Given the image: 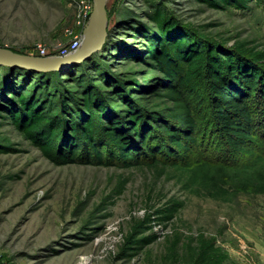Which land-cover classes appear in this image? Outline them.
<instances>
[{
    "label": "rangeland",
    "instance_id": "rangeland-1",
    "mask_svg": "<svg viewBox=\"0 0 264 264\" xmlns=\"http://www.w3.org/2000/svg\"><path fill=\"white\" fill-rule=\"evenodd\" d=\"M81 1L90 4L91 13L93 0H0V46L32 55L43 46L56 53L86 24L78 23ZM211 2L108 0V40L91 56L133 83V91L139 88L141 108L159 112L171 103L159 95L162 74L141 36L143 26L155 29L149 13L159 9L177 29L264 51L263 3L246 0L238 8ZM7 67L0 65V71ZM188 88L207 129L212 106L205 78L191 80ZM209 140L214 155L225 154ZM80 159L61 164L45 157L0 107V264H191L200 235L215 239L226 264H264V194L216 199L182 189L158 165ZM169 200L183 205L163 226L151 213ZM144 215L152 220L142 221Z\"/></svg>",
    "mask_w": 264,
    "mask_h": 264
},
{
    "label": "trees",
    "instance_id": "trees-1",
    "mask_svg": "<svg viewBox=\"0 0 264 264\" xmlns=\"http://www.w3.org/2000/svg\"><path fill=\"white\" fill-rule=\"evenodd\" d=\"M245 1L211 4L239 8ZM148 16L155 29L145 25L141 36L162 74L159 95L170 106L150 114L138 103L139 88L133 91V83L91 56L60 71L7 67L0 71V107L25 139L61 164L82 157L122 167L145 163L168 168L193 194L216 199L264 194V51L177 29L159 9ZM94 75L105 84L96 83ZM204 78L212 106L207 129L197 119L190 100L194 90L188 88L191 80ZM209 138L222 157L214 155ZM182 205L169 200L152 218L165 226ZM152 218L144 215L142 221ZM191 264H226V255L214 238L200 235Z\"/></svg>",
    "mask_w": 264,
    "mask_h": 264
},
{
    "label": "water",
    "instance_id": "water-1",
    "mask_svg": "<svg viewBox=\"0 0 264 264\" xmlns=\"http://www.w3.org/2000/svg\"><path fill=\"white\" fill-rule=\"evenodd\" d=\"M107 0H93L88 21L77 37L75 47L70 40L61 45L56 53L23 54L0 46V65L20 67L37 72L60 71L78 64L102 49L110 32ZM66 48V52L62 49Z\"/></svg>",
    "mask_w": 264,
    "mask_h": 264
},
{
    "label": "built area",
    "instance_id": "built-area-1",
    "mask_svg": "<svg viewBox=\"0 0 264 264\" xmlns=\"http://www.w3.org/2000/svg\"><path fill=\"white\" fill-rule=\"evenodd\" d=\"M81 4H83V6H84V11L83 12H81L79 15H78V23H80V22H82L81 24H85L86 23V19L89 17L88 15L90 14L89 13V10H90V8H91V6H90V4H88V3H85L84 1H81ZM86 16H88L87 18H86ZM83 27V26H82ZM77 37L78 36H74L72 39H70V42H72L71 43V46L72 47H75L76 45H77V43H76V40H77ZM42 54L43 53H46V49L43 47V46H39V49H38ZM66 48H63L62 49V52L64 53V52H66Z\"/></svg>",
    "mask_w": 264,
    "mask_h": 264
},
{
    "label": "bare ground",
    "instance_id": "bare-ground-1",
    "mask_svg": "<svg viewBox=\"0 0 264 264\" xmlns=\"http://www.w3.org/2000/svg\"><path fill=\"white\" fill-rule=\"evenodd\" d=\"M108 1V0H107Z\"/></svg>",
    "mask_w": 264,
    "mask_h": 264
}]
</instances>
